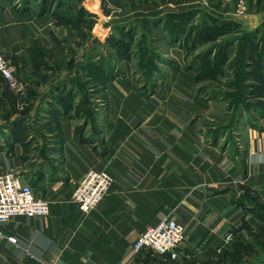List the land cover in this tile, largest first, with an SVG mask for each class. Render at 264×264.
Listing matches in <instances>:
<instances>
[{"label": "crops", "instance_id": "obj_1", "mask_svg": "<svg viewBox=\"0 0 264 264\" xmlns=\"http://www.w3.org/2000/svg\"><path fill=\"white\" fill-rule=\"evenodd\" d=\"M56 4L0 0V51L24 85L15 91L0 77V173L19 171L51 202L47 216L0 223V264L201 263L235 252L238 244L241 253L250 251L242 264H264L263 248L253 243L264 215L246 198L234 200L243 182L264 201V117L255 125L242 122L235 142L222 137L213 144L201 132L198 112L206 104L194 98V75L175 70L172 87L150 98L131 77L115 78L105 87L107 99L98 102L97 119L80 129L84 119L60 96L69 84L29 48L32 37L57 31ZM92 168L108 171L114 181L85 213L72 193ZM166 216L186 226V243L161 257L136 253L138 237Z\"/></svg>", "mask_w": 264, "mask_h": 264}, {"label": "rangeland", "instance_id": "obj_2", "mask_svg": "<svg viewBox=\"0 0 264 264\" xmlns=\"http://www.w3.org/2000/svg\"><path fill=\"white\" fill-rule=\"evenodd\" d=\"M53 1L57 31L32 37L29 48L69 84L60 96L71 99L74 116L84 119L80 129L97 119L98 102L107 99L105 87L115 78L131 77L140 95L150 98L172 87L175 70L194 75V98L206 104L198 112L201 132L213 144L222 137L235 142L242 122L255 125L264 117V0ZM237 184L234 200L246 198L263 212L264 201ZM259 232L253 243L264 250V230ZM241 245L184 264H242L250 251L241 253Z\"/></svg>", "mask_w": 264, "mask_h": 264}, {"label": "built area", "instance_id": "obj_3", "mask_svg": "<svg viewBox=\"0 0 264 264\" xmlns=\"http://www.w3.org/2000/svg\"><path fill=\"white\" fill-rule=\"evenodd\" d=\"M0 75L12 90L24 86L16 67L0 51ZM114 177L106 170L89 169L76 183L73 200L85 213L97 207L111 190ZM50 200L38 197L33 187L25 183L21 173L15 169L0 173V223L17 216H47L50 213ZM3 235L0 230V236ZM187 228L171 217H163L156 225L148 227L134 243V251L147 250L158 255L174 252L186 243ZM17 242L14 236L8 237Z\"/></svg>", "mask_w": 264, "mask_h": 264}, {"label": "trees", "instance_id": "obj_4", "mask_svg": "<svg viewBox=\"0 0 264 264\" xmlns=\"http://www.w3.org/2000/svg\"><path fill=\"white\" fill-rule=\"evenodd\" d=\"M112 77V75L110 76L109 75V77L108 78H111ZM4 80V79H3ZM260 212V213H259ZM256 213L258 214V215H260V216H262V215H264V211L262 212L261 210H259V209H257V207H256ZM262 214V215H261ZM263 217V216H262Z\"/></svg>", "mask_w": 264, "mask_h": 264}]
</instances>
